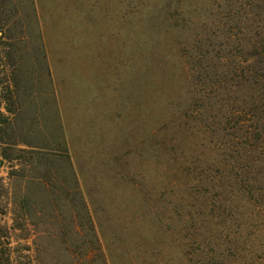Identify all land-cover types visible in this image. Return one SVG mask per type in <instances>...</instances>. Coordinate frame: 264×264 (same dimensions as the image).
Segmentation results:
<instances>
[{"label":"rangeland","instance_id":"374dc122","mask_svg":"<svg viewBox=\"0 0 264 264\" xmlns=\"http://www.w3.org/2000/svg\"><path fill=\"white\" fill-rule=\"evenodd\" d=\"M263 24L264 0H0V264H264Z\"/></svg>","mask_w":264,"mask_h":264},{"label":"trees","instance_id":"16d2710c","mask_svg":"<svg viewBox=\"0 0 264 264\" xmlns=\"http://www.w3.org/2000/svg\"><path fill=\"white\" fill-rule=\"evenodd\" d=\"M241 3L240 4H238V8L239 9H241ZM237 14L235 13V16H236ZM263 26H264V24H263ZM3 28H4V30L6 29V27H4V26H2V25H0V44H2L3 45V43L1 42V39H2V37L3 36H5L4 35V30H3ZM264 30V29H263ZM264 32V31H263ZM263 36H264V33L260 36V49H257L256 50V47H254V46H252L253 47V50L251 51L254 55H255V61H256V63L258 64V66H262L263 68H264V38H263ZM226 39V38H225ZM263 39V40H262ZM257 43H259V42H256L255 44H257ZM7 47V44H5L4 46H2V48L4 49V48H6ZM262 47V48H261ZM2 51H0V56H3V58L4 57H6L7 56V54H6V52H5V54L4 55H1L2 53H1ZM1 65V64H0ZM9 66V65H8ZM1 72V71H0ZM11 71L9 70L8 71V74L7 73H4L5 74V79L3 80V79H1L0 78V84H3V86H4V95L2 96V97H0V100L1 99H3V101H6V102H8V98L10 97L9 96V94H10V89H9V84H12L13 86L12 87H15L16 88V82H15V79L11 76V73H10ZM256 74H258V72H256ZM255 77V76H254ZM0 106H1V101H0ZM4 108V113H2L1 111H0V125H3V126H5L6 127V125L8 124V120H9V116L11 115V114H13V110L11 111V109H8V107H3ZM7 114V115H6ZM262 135V132H259V130H257V131H255V133H253V138H258V139H256L257 141H259V140H261L262 138H264L263 136H261ZM256 143V142H255ZM4 144H6L5 142H3V140L0 138V145H4Z\"/></svg>","mask_w":264,"mask_h":264}]
</instances>
